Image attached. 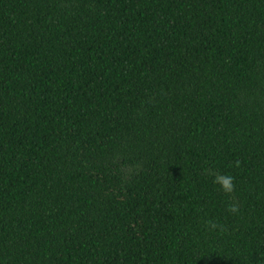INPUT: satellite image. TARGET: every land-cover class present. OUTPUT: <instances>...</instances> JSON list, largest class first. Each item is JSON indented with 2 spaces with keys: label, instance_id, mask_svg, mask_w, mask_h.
<instances>
[{
  "label": "trees",
  "instance_id": "1",
  "mask_svg": "<svg viewBox=\"0 0 264 264\" xmlns=\"http://www.w3.org/2000/svg\"><path fill=\"white\" fill-rule=\"evenodd\" d=\"M0 264H264V0H0Z\"/></svg>",
  "mask_w": 264,
  "mask_h": 264
},
{
  "label": "clouds",
  "instance_id": "2",
  "mask_svg": "<svg viewBox=\"0 0 264 264\" xmlns=\"http://www.w3.org/2000/svg\"><path fill=\"white\" fill-rule=\"evenodd\" d=\"M240 162H235V167H239ZM213 183L218 185L220 189L227 195H231L235 191V178L231 174L214 173ZM240 210L238 203H230L228 211L232 214L238 213ZM206 227L211 230H216L219 225L213 221H207Z\"/></svg>",
  "mask_w": 264,
  "mask_h": 264
}]
</instances>
